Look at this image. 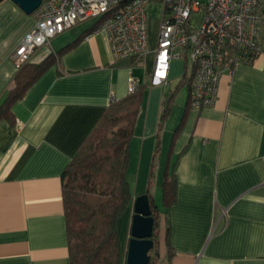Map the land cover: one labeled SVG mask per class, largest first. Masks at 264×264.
<instances>
[{"label":"crops","instance_id":"0c3cea01","mask_svg":"<svg viewBox=\"0 0 264 264\" xmlns=\"http://www.w3.org/2000/svg\"><path fill=\"white\" fill-rule=\"evenodd\" d=\"M96 23L79 22L37 47L31 63L80 38L13 103V123L0 119V264H69L61 175L109 101L128 93L130 75L145 90L129 142L132 198L117 223L121 264L132 200L146 191L163 226L158 264H264V55L229 61L215 103L193 109L182 79L168 88L171 69L168 84L151 85L155 35L139 63H111L103 34L84 38ZM33 25V13L0 0V97L17 71L13 52ZM167 170L176 191L165 207Z\"/></svg>","mask_w":264,"mask_h":264},{"label":"built area","instance_id":"2783aa9c","mask_svg":"<svg viewBox=\"0 0 264 264\" xmlns=\"http://www.w3.org/2000/svg\"><path fill=\"white\" fill-rule=\"evenodd\" d=\"M153 0H42L34 25L13 52L18 68L33 51L79 22L96 19L84 38L103 34L111 63L137 64L148 52L146 8ZM162 4L153 49L151 85L168 84L172 60H181L189 80V105H213L228 62L251 63L264 55V0H157ZM128 92L139 81L128 76ZM17 124H19L17 122ZM224 213V212H223Z\"/></svg>","mask_w":264,"mask_h":264},{"label":"trees","instance_id":"16d2710c","mask_svg":"<svg viewBox=\"0 0 264 264\" xmlns=\"http://www.w3.org/2000/svg\"><path fill=\"white\" fill-rule=\"evenodd\" d=\"M79 39L50 53L39 63L28 61L17 68L12 86L0 97V119L13 123V103L23 98L40 76ZM181 81L189 84L186 78ZM144 90L145 85L140 83L135 91L112 98L63 170L62 200L69 264H121L117 223L132 198L127 179L129 142ZM174 93L167 95L161 103L158 130L170 111ZM162 190L163 204L168 207L175 200L176 191L174 175L168 170L164 174ZM146 193L154 218V246L150 250L149 264H158L160 216L151 195L148 191ZM167 255L170 258L168 244Z\"/></svg>","mask_w":264,"mask_h":264},{"label":"water","instance_id":"95a60500","mask_svg":"<svg viewBox=\"0 0 264 264\" xmlns=\"http://www.w3.org/2000/svg\"><path fill=\"white\" fill-rule=\"evenodd\" d=\"M25 13L31 14L42 0H11ZM132 218L124 264H149L150 250L154 246V218L150 199L146 192L132 200Z\"/></svg>","mask_w":264,"mask_h":264},{"label":"rangeland","instance_id":"374dc122","mask_svg":"<svg viewBox=\"0 0 264 264\" xmlns=\"http://www.w3.org/2000/svg\"><path fill=\"white\" fill-rule=\"evenodd\" d=\"M161 10H162V4L157 0L150 1V3L147 5L146 15H147V23H148V29H149V37L151 39L154 37L155 32L157 30ZM183 69H184V66H183V62L181 60H178V61L172 63L171 72H172L173 77H172V80L170 81V83L168 85V88L173 89L175 84L180 79H182V74L184 71ZM183 91H184V89L181 90V94L184 93ZM129 179H130V177H129ZM158 228H159V239H162L164 236L162 234L163 233L162 221H160ZM158 248H159V251L160 250L163 251V249L161 248L160 241L158 244Z\"/></svg>","mask_w":264,"mask_h":264}]
</instances>
